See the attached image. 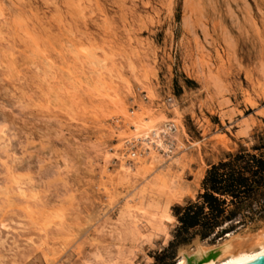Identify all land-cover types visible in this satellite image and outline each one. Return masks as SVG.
I'll return each instance as SVG.
<instances>
[{"label":"rangeland","instance_id":"obj_1","mask_svg":"<svg viewBox=\"0 0 264 264\" xmlns=\"http://www.w3.org/2000/svg\"><path fill=\"white\" fill-rule=\"evenodd\" d=\"M239 152L264 159V0H0V264H176L253 234L264 184L215 230L174 215Z\"/></svg>","mask_w":264,"mask_h":264},{"label":"trees","instance_id":"obj_2","mask_svg":"<svg viewBox=\"0 0 264 264\" xmlns=\"http://www.w3.org/2000/svg\"><path fill=\"white\" fill-rule=\"evenodd\" d=\"M229 159L227 162L214 165L207 172L203 181L201 205L174 207V215L181 223L180 230L187 232L199 227L208 228L209 231L215 230L222 224L218 219L226 213L224 206L227 202L223 197L230 198L231 204H237V201L242 202L251 198L264 184V159L244 152H239ZM234 215L232 213L231 216H227L226 220H232ZM209 234L207 231L201 238L206 239Z\"/></svg>","mask_w":264,"mask_h":264},{"label":"bare ground","instance_id":"obj_3","mask_svg":"<svg viewBox=\"0 0 264 264\" xmlns=\"http://www.w3.org/2000/svg\"><path fill=\"white\" fill-rule=\"evenodd\" d=\"M173 125L166 124V127L168 129H172V127L175 128L177 124H175V126ZM175 130L177 129L175 128ZM154 132V135H150V133H144L140 131L134 135L135 140L140 139L143 145L146 146L147 149L145 150H150L149 155H151V158L153 160L157 158V151L154 147H152V145H154L156 148L163 147V142L161 140L159 130H154ZM169 218L171 217L169 216ZM213 250H217V258L201 264H249L258 260H262L264 259V228L258 230L257 232H254L253 234L248 235H227V239L219 245L204 246L200 244L196 247L192 254H190L191 252L182 253V255L177 260L176 264H188L187 258H193V263L197 264L201 262L205 257H207Z\"/></svg>","mask_w":264,"mask_h":264},{"label":"water","instance_id":"obj_4","mask_svg":"<svg viewBox=\"0 0 264 264\" xmlns=\"http://www.w3.org/2000/svg\"><path fill=\"white\" fill-rule=\"evenodd\" d=\"M217 256H218L217 250H213V251L210 252V254L207 257H205L201 262H199L197 264H201V263L208 262L210 260L216 259ZM192 259L193 258H187L188 264H194ZM249 264H264V259L258 260V261H255V262H252V263H249Z\"/></svg>","mask_w":264,"mask_h":264},{"label":"built area","instance_id":"obj_5","mask_svg":"<svg viewBox=\"0 0 264 264\" xmlns=\"http://www.w3.org/2000/svg\"><path fill=\"white\" fill-rule=\"evenodd\" d=\"M136 155H137V152H136V151H131L130 156H131L132 158H134Z\"/></svg>","mask_w":264,"mask_h":264}]
</instances>
